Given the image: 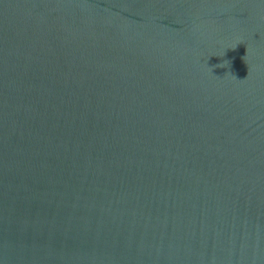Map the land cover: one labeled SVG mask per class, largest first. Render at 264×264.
<instances>
[{
	"label": "water",
	"instance_id": "95a60500",
	"mask_svg": "<svg viewBox=\"0 0 264 264\" xmlns=\"http://www.w3.org/2000/svg\"><path fill=\"white\" fill-rule=\"evenodd\" d=\"M0 264H264V0H0Z\"/></svg>",
	"mask_w": 264,
	"mask_h": 264
},
{
	"label": "clouds",
	"instance_id": "9594fccd",
	"mask_svg": "<svg viewBox=\"0 0 264 264\" xmlns=\"http://www.w3.org/2000/svg\"><path fill=\"white\" fill-rule=\"evenodd\" d=\"M244 57V56H243ZM243 57H242V60H243Z\"/></svg>",
	"mask_w": 264,
	"mask_h": 264
}]
</instances>
